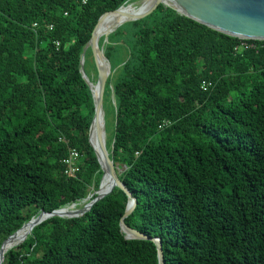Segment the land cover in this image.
I'll list each match as a JSON object with an SVG mask.
<instances>
[{
    "label": "trees",
    "instance_id": "1",
    "mask_svg": "<svg viewBox=\"0 0 264 264\" xmlns=\"http://www.w3.org/2000/svg\"><path fill=\"white\" fill-rule=\"evenodd\" d=\"M136 1L0 0V245L98 189L81 55L101 15ZM240 42L158 5L103 44L106 149L136 200L123 222L159 239L164 264H264V41ZM83 70L95 81L89 48ZM127 201L114 188L46 219L2 264H158L153 241L119 227Z\"/></svg>",
    "mask_w": 264,
    "mask_h": 264
},
{
    "label": "water",
    "instance_id": "2",
    "mask_svg": "<svg viewBox=\"0 0 264 264\" xmlns=\"http://www.w3.org/2000/svg\"><path fill=\"white\" fill-rule=\"evenodd\" d=\"M145 1L147 0H142V4ZM158 5H162L165 8H169L178 15L191 19L221 34L234 37L240 40L264 41V0H149L148 5L144 10L139 11L138 8L137 13L129 15V17L124 21L123 24L135 22L145 18L146 16L150 15L157 8ZM123 7L124 6L112 12L104 13L99 17L91 33V37L86 47L84 48V52L82 53L80 60L81 76L83 80L87 83L90 91L92 92L93 83L87 78L83 70L85 50L89 48L96 71V82L94 83V87L96 88V94L95 96L92 95L94 114L89 127L88 140L102 171L101 181L106 175L110 180V186L103 194H99L101 187L100 181L98 189L95 190L93 193L89 194L83 200L84 205L79 209H74L75 205H70L69 207L54 210L50 213H45L41 211L37 215V217L31 218L27 223L23 224L18 231L13 233L1 243L0 264H2L3 262L5 253L13 247L21 245V243L25 241L27 236L30 235L34 227L51 217H80L84 213H86L93 204L103 199L105 196L109 195L114 188H119L126 195L128 200L125 212L119 222V227L124 233L125 239L153 241L157 249L158 264H164L159 239L149 238L146 235L124 224L123 219H125L132 213L136 205V200L132 197L130 192L119 179V174L121 173V171L114 165L106 149L103 95L105 84L111 72V67L108 60L103 54L102 47L101 49L99 47V40L94 37L93 33L95 28L98 26L99 22L105 16L109 14H121V9ZM117 28L111 30L110 32L102 36L104 39V43L107 42L108 35L115 31ZM99 56H101L103 62L106 63V65L103 67H100L98 64L97 60ZM94 125L97 149H95L91 143V134ZM24 227H27V231L21 238L20 242L13 246L11 240Z\"/></svg>",
    "mask_w": 264,
    "mask_h": 264
},
{
    "label": "bare ground",
    "instance_id": "3",
    "mask_svg": "<svg viewBox=\"0 0 264 264\" xmlns=\"http://www.w3.org/2000/svg\"><path fill=\"white\" fill-rule=\"evenodd\" d=\"M149 0L145 1L141 7H139V11L144 10L147 5H148ZM136 8V7H135ZM131 5H126L121 9V14H110L106 17H104L98 24V26L94 30V37L99 40L100 37H102L104 34L110 32L111 30L117 28L118 26L122 25L124 21L129 17V15H133L137 13V9H135ZM98 64L100 67H103L106 65L105 62H103L101 56L98 58ZM91 94L95 96L96 94V88L94 87V83L92 84V92ZM91 143L92 146L97 149V144H96V133H95V125L93 126L92 129V134H91ZM110 186V180L108 177L105 175L101 181V187L99 194H103ZM27 231V227H24L19 233L18 237L15 239L13 242L11 240L12 245H16L18 242H20L21 238L24 236L25 232Z\"/></svg>",
    "mask_w": 264,
    "mask_h": 264
},
{
    "label": "built area",
    "instance_id": "4",
    "mask_svg": "<svg viewBox=\"0 0 264 264\" xmlns=\"http://www.w3.org/2000/svg\"><path fill=\"white\" fill-rule=\"evenodd\" d=\"M72 2H79L81 4H85L87 2V0H71ZM66 15V14H64ZM37 23L32 24V29H36L37 28ZM52 27L49 26V29H51ZM247 40H241L238 48L236 47L235 50H238L239 48H243V49H248V48H253V44L246 42ZM56 46H58V43H56ZM209 87H211V83L210 82H203L201 84V89L203 91H206ZM166 122L163 123V125H165ZM80 159V155L79 152L75 149H69L68 150V156L67 158L64 160V164L66 166V170L64 171V174L68 177H73L75 175V173L78 171V161Z\"/></svg>",
    "mask_w": 264,
    "mask_h": 264
},
{
    "label": "rangeland",
    "instance_id": "5",
    "mask_svg": "<svg viewBox=\"0 0 264 264\" xmlns=\"http://www.w3.org/2000/svg\"><path fill=\"white\" fill-rule=\"evenodd\" d=\"M141 5H142V0H137L136 2H133V3H131V6H133L135 9H138L139 7H141ZM114 32V31H113ZM112 32V33H113ZM110 35V34H109ZM108 35V36H109ZM100 39H102V43L99 45V47H100V49H101V47H102V50H103V54H104V48H103V44H104V39H103V37H100ZM99 39V40H100ZM99 44V43H98ZM93 62V61H92ZM111 71V70H110ZM111 73V72H110ZM90 75H91V77L94 79V72H93V70H91L90 71ZM88 78V77H87ZM89 79V78H88ZM90 80V79H89ZM92 82V81H91ZM96 82V77H95V81H93L92 83H95ZM105 137H106V135H105ZM121 171V170H120ZM89 191H90V193L89 194H91V193H93V191H95L94 190V188H90L89 189ZM84 205V201H82V202H80L79 204H76V206H74V209H79V208H81L82 206ZM17 237H15V239H16Z\"/></svg>",
    "mask_w": 264,
    "mask_h": 264
}]
</instances>
